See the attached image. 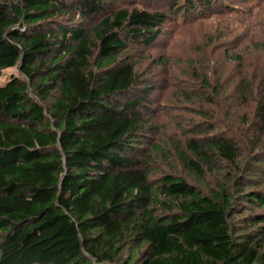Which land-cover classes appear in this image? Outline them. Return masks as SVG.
<instances>
[{"label": "trees", "instance_id": "trees-1", "mask_svg": "<svg viewBox=\"0 0 264 264\" xmlns=\"http://www.w3.org/2000/svg\"><path fill=\"white\" fill-rule=\"evenodd\" d=\"M109 1L0 0V264H264V156L196 126L183 168L236 175L208 194L156 175L157 117L128 49L167 15Z\"/></svg>", "mask_w": 264, "mask_h": 264}, {"label": "rangeland", "instance_id": "rangeland-1", "mask_svg": "<svg viewBox=\"0 0 264 264\" xmlns=\"http://www.w3.org/2000/svg\"><path fill=\"white\" fill-rule=\"evenodd\" d=\"M109 2L112 8L147 9L167 15L154 44L144 47L131 43L128 49L142 85L150 89V104L157 117L149 136L156 147V175L174 172L187 176L206 194L218 182L227 181L230 173L236 175L235 167L224 161L204 163L199 176L183 168L176 150L185 149L189 139L198 138L196 126L205 129L212 124L215 130H206L202 137L230 136L244 156H264V120L258 114V107L264 104V0ZM3 74L1 81L18 75V70L12 68ZM202 76L209 78L211 86L221 84L225 92L217 95L202 88ZM243 90L248 94L242 95ZM259 145L262 147L253 150Z\"/></svg>", "mask_w": 264, "mask_h": 264}]
</instances>
